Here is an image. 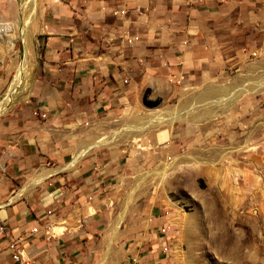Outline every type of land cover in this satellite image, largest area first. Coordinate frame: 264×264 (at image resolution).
<instances>
[{"label":"crops","instance_id":"crops-1","mask_svg":"<svg viewBox=\"0 0 264 264\" xmlns=\"http://www.w3.org/2000/svg\"><path fill=\"white\" fill-rule=\"evenodd\" d=\"M35 7L27 85L0 112V264H19L13 240L32 264H171V217L144 207L131 185L178 169L181 140L190 146L197 131L194 115H177L201 98L209 139L236 137L243 108L224 105V92L255 83L259 107L264 0Z\"/></svg>","mask_w":264,"mask_h":264},{"label":"rangeland","instance_id":"rangeland-1","mask_svg":"<svg viewBox=\"0 0 264 264\" xmlns=\"http://www.w3.org/2000/svg\"><path fill=\"white\" fill-rule=\"evenodd\" d=\"M21 1L0 0V108L3 111L9 104H5L8 91L12 93V104L22 88H26L34 62L36 10L21 11ZM28 17L32 21L22 33L21 22ZM3 27L4 30L8 27V31L3 32ZM25 49L29 54L26 74L22 73L11 87ZM251 85L256 93V84L251 83L231 94L228 91L223 94L224 105L231 97L232 102L239 100V109L243 108L234 127L236 137L206 138L201 98L190 112L176 116L189 119L194 115L197 131L189 140L190 146L181 140L183 154L176 159L178 169L164 165L146 171L131 185V195L147 201L144 207L160 206L171 217V264H264V96L260 85L259 107H252ZM219 97L220 94L218 100ZM257 128L258 138H252ZM221 142L225 145L221 146ZM129 206L136 207V203ZM253 229L262 240H252ZM229 234L231 243L226 246L224 242ZM257 247L261 249L255 256L253 250Z\"/></svg>","mask_w":264,"mask_h":264},{"label":"bare ground","instance_id":"bare-ground-1","mask_svg":"<svg viewBox=\"0 0 264 264\" xmlns=\"http://www.w3.org/2000/svg\"><path fill=\"white\" fill-rule=\"evenodd\" d=\"M24 2V0L22 1V5H21V11H24V10H27V9H30V10H32L33 8L36 10V7H35V4H36V0H26L25 2H26V4H24L23 3ZM22 6H23V8H22ZM32 20H30L29 19V17L25 20V21H22L21 22V27H22V33H24V32H26V28H27V25H28V23H30ZM11 24V23H10ZM2 30H3V32H5V30L6 31H8V27H5V30H4V27L3 28H1ZM1 33V32H0ZM22 39H23V37H22ZM24 48V47H23ZM28 51H26V49L23 51V53H22V62H20V64H19V67H18V72H16L17 74H16V76H15V78H14V76H13V81L11 82V87H14V85L17 83V81H18V79H19V76L22 74V73H24V75L26 74V71H27V57H28ZM25 77V76H24ZM19 86V85H18ZM17 86V87H18ZM10 87V88H11ZM16 87V88H17ZM16 88L14 89V90H16ZM19 88V87H18ZM17 88V89H18ZM17 91V90H16ZM11 96H12V93H11V90H9L8 91V93H7V96H6V98H5V104H10V102H11ZM8 104V105H9ZM7 105V106H8ZM6 106V107H7ZM6 107H5V109H6ZM4 109V110H5ZM1 111H3V108L1 107L0 108V112ZM251 229V228H250ZM251 237L253 238L252 240H257V239H259V240H262V237H260L259 235H258V232L256 231V229H253V230H251ZM231 241V235L229 234V236L227 237V239L225 240V242H224V245H226V246H228L229 245V243H231L230 242ZM245 241H248L247 240V237L245 238ZM245 249V248H244ZM259 249H261L260 247H257V248H255L254 250H253V252H254V255L255 256H257L255 253H259L260 252V250ZM257 258V257H256ZM255 258V259H256Z\"/></svg>","mask_w":264,"mask_h":264},{"label":"built area","instance_id":"built-area-1","mask_svg":"<svg viewBox=\"0 0 264 264\" xmlns=\"http://www.w3.org/2000/svg\"><path fill=\"white\" fill-rule=\"evenodd\" d=\"M22 1H21V4H20V8H21V5H22ZM35 6H36V4H35ZM125 13H126V11H124V10L115 11L114 12L115 15H118V14H123L124 15ZM36 113L37 114H40L38 112H36ZM40 115L42 117H45L46 116L45 114H40ZM5 231H6L5 226L4 225H0V232L5 233ZM37 231H38V228H33V232H37ZM9 248L13 252V259H14V261H16L19 264H32V262L28 258H25L22 255L21 251L19 250V241L18 240L10 241L9 242Z\"/></svg>","mask_w":264,"mask_h":264},{"label":"trees","instance_id":"trees-1","mask_svg":"<svg viewBox=\"0 0 264 264\" xmlns=\"http://www.w3.org/2000/svg\"><path fill=\"white\" fill-rule=\"evenodd\" d=\"M146 103H147L148 105H150V106H154V105H157L158 102H151V103H150V102H146Z\"/></svg>","mask_w":264,"mask_h":264}]
</instances>
